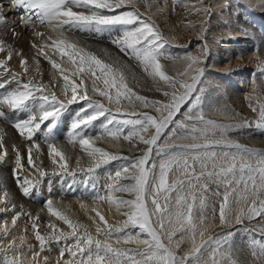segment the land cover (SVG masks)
I'll list each match as a JSON object with an SVG mask.
<instances>
[{
	"label": "snow or ice",
	"instance_id": "6c2138e0",
	"mask_svg": "<svg viewBox=\"0 0 264 264\" xmlns=\"http://www.w3.org/2000/svg\"><path fill=\"white\" fill-rule=\"evenodd\" d=\"M133 2L134 0H7V5H4L0 0V25L7 24L8 17L4 10L9 7L19 14V25H31L30 30L36 37L44 35L36 31V25L46 26L58 32L61 38L53 39L51 44L45 46L54 49L61 59L67 58L75 68L74 71L68 72L45 52V46L35 43L32 45L38 49V55L44 56L62 76L64 83L61 98L55 91L49 93L47 85L23 78L29 69L26 67L27 59L23 58L22 53L19 54L22 73L11 72L7 67L6 60L12 58L10 46L6 59L0 60V90H4L0 93V118L7 116L5 109L14 113H28L27 119L17 120L13 127L19 136L28 142L27 166L29 171L38 177L33 181L26 175H21L25 171V155L13 145V176L18 187L24 196H30L42 179L49 175L42 167L43 160H40L39 165L36 163L43 152L34 137L42 128L46 129L47 155L51 164L59 169L53 170L52 175H76V170L69 167L70 158L50 137L53 128L69 106L80 104L70 124L68 143L79 144L91 163L86 169L79 168L81 159L77 157L76 164L79 171L92 175L112 161L124 162L114 174H109L110 182L106 185V193H97L93 197L94 201L114 205L116 212L124 219L110 223L100 210L93 208L94 216L89 217L95 225L92 231L87 224L73 221L58 210L52 200H47L45 203L49 215L66 225L67 230L49 221L45 225L48 233L44 235L40 231L41 225L37 223L40 217L33 216L30 212L25 213L22 206L18 211L6 189L2 190L0 195V205H3L0 207V213L12 211L13 228L22 215L32 221L31 228L40 250L36 251L32 245H28L30 264H49V257H42L41 253L50 251L47 246L52 242L65 243L55 264H240L238 259L234 258L230 244L234 232L222 231L204 239L207 229L198 226L194 210L200 213L199 225H203L206 206L204 193L210 191L208 182L211 181L224 186L219 204V226L226 228L234 223L244 228L245 222L251 223L257 218L264 221V150L252 149L228 138V133L233 129L251 127L253 124L264 129V100L259 96L245 97L249 100L248 108L257 114L254 121L245 118L242 123L225 124L208 119L202 104L204 89L197 88L205 73L202 66L205 61L202 57L208 55L207 44H204L201 55L186 53L183 57L176 58L165 55L162 50L168 40L150 17H145L138 8L132 6ZM136 2L149 7L147 0ZM176 3L189 7V0H173V4ZM261 6H264V0H261ZM191 8L195 14L203 13L208 20L211 19L212 6L205 4V0H195ZM208 20H202L201 23L206 24ZM19 25L13 26V35H16L15 27ZM105 28L121 29L122 36L112 43L129 60L137 62L143 78L151 80L155 91L161 93L164 100L150 99L137 93L129 86L122 67L105 62L95 52L64 35L66 32L75 31L99 33ZM2 52H5V46L3 41H0V53ZM162 59H183L186 66L182 71L169 74L161 63ZM257 60L256 71L264 80V57L258 56ZM38 63L37 61V65ZM84 75L91 79L93 93L106 99L108 104L115 103V113L127 115L128 118L119 119L100 99H92L88 88L85 87ZM70 76L79 79H70ZM133 79L136 80L134 73ZM97 82L102 83L103 88L97 86ZM252 83L255 92L259 86L256 85L255 79ZM180 89L183 91H179ZM122 100L133 107V101H138L145 109L152 108L155 113L161 114V118L148 111L122 112L119 107ZM183 107H186L187 111L183 119H177V114ZM217 111L222 115H242L234 109ZM163 112L167 114L162 115ZM102 117V135L115 141L122 137L139 153L138 155L130 157L96 146L95 140L87 134V130ZM114 122L121 127L109 128ZM170 125H175V129H182L187 134L182 138L187 143H170L166 148L160 147L161 136ZM123 126H130L127 134L124 133ZM216 136L221 138L215 139ZM171 139L175 140L177 137L173 135ZM227 149H235V152ZM34 150L37 153L35 157ZM7 154L8 150L0 138V162L6 161ZM156 157H160L159 161ZM173 172L179 173L184 179L170 182L169 177ZM185 189L186 195L183 194ZM114 193H126L133 198L117 197ZM161 194L163 204L159 199ZM173 194L175 208L170 207ZM84 207L85 205L81 204V208ZM259 227L261 239L252 240L250 250L251 256L259 260L260 264H264V223H260ZM130 228L139 229V232L133 235L127 231ZM141 233L146 234V238L141 239ZM177 233H180L182 238L187 235L191 240V249L183 254H179L181 245L172 243ZM10 237L12 231L5 219L4 223L0 224V253L4 254L0 264H24L22 255L25 253V237H20L19 244ZM113 238L115 244L111 242ZM4 240H7L6 245ZM68 241H71V244H68ZM121 241L125 245L137 244L143 247L117 246ZM9 252L13 253L11 257Z\"/></svg>",
	"mask_w": 264,
	"mask_h": 264
},
{
	"label": "rangeland",
	"instance_id": "374dc122",
	"mask_svg": "<svg viewBox=\"0 0 264 264\" xmlns=\"http://www.w3.org/2000/svg\"><path fill=\"white\" fill-rule=\"evenodd\" d=\"M211 2L212 3L210 6H212V15L214 16L216 15L220 17L222 20L220 21L216 20L215 23H213V29L210 27L205 28L204 27L205 24H202L201 21L208 20V17H206L203 13H201L200 18H199L200 23H199L198 29L186 28V33H187L186 35H181L175 32L173 29H177L180 19L182 17H186L187 19L191 21L193 20L194 14L192 13V11L190 12L188 11L191 9V4L195 3V0H189V7H185L184 5L180 3L173 4V0H149L147 2V5L149 7H146L145 4L143 3L134 2L132 6L138 8L139 11L145 15V17H150L151 20H153L159 26V29L164 34L165 38L168 40V44L166 45V51H163V52L165 53V55L173 57V58L183 57L186 53H190L191 55H194V56L201 55V53L204 50L203 41H198L201 35H203L204 33H208V32L213 36L217 34L218 39H219V46H217L216 49H211L208 47L209 55H207L206 57H202V59H204L205 61L202 66L205 68V65H207L206 66L207 68H205L204 76L201 78V82L197 85V88L204 89L203 100H202L203 110L208 119L216 120L217 122H222L225 124L242 123V121L245 118H247L250 121H254L257 118V114L251 112V110L248 108L246 104L249 103V100H247L245 97L252 96L255 98L259 96L261 100H264V89L260 90L259 88L260 84L264 85V80L260 78L259 73L256 71L257 64H258L257 57L258 56L264 57V53L260 52L256 43H254L250 39L249 34L251 33V31L247 30L245 26V22L248 20L249 17L246 18L247 16L245 15L248 11L252 12L251 10H253V12H258L260 16L264 18V6H261V2H259V0H211ZM11 10L13 14H10L8 16L9 21H7V24L2 25L4 28L0 25L5 30L8 28L7 27L8 24L12 22L11 20L13 19L14 16H15V22L19 21V14L18 13L15 14L14 12L15 9H11ZM187 19H185V21L183 22V25H185V23L188 22ZM23 26H26L29 29V30L25 29V31L27 30L26 33L30 34V36L32 37L34 34L30 30L31 25H23ZM37 27L40 28L41 26L36 25V30H37ZM12 29L13 28H11L10 30H7V33L10 34V36L4 37V35L2 36V33L0 34V41H3L4 46H5V52L0 53V56H1L0 58H2V60L6 59L7 51L9 50V46H10V50L12 51V58L10 60H6L7 67L11 72L22 73L23 71H22V68L20 67L21 55H19L21 53L18 52V50L20 49L19 51L21 52H24L26 50L27 54L29 55L28 47L29 45L30 47H32V45L35 42L34 43L31 42L29 43V45L27 43H23V45H20L17 47V45L20 44L22 33L15 30L16 35H13ZM119 30L121 31V29ZM67 34L68 33L66 32L64 35L68 36ZM245 34L248 35L250 39V43H251V45L248 46L247 51L243 50L244 43L242 42L243 39L245 38ZM118 36L119 37L122 36V31L121 33L118 34ZM201 38L203 39L204 36ZM116 39L118 38L114 37V40ZM89 42L86 38H84V40L78 39V44L96 53V49H93ZM107 43H110L112 47L111 46L109 47H111L115 51L114 59L108 63H113L114 65L120 66V67H126L127 69H130L133 73L137 75H143L140 67L138 66L135 60H129L123 53L119 51V49L116 47L114 43L108 40H107ZM44 45H48V44L45 43ZM21 47L24 50H22ZM47 49L51 50L52 48H47ZM22 56L23 58L27 59L26 67H28L29 69L28 73L24 75L23 78L25 80L33 79L34 83H43L47 85L49 93H51L52 91H55L58 97L63 98V92L60 89L63 88L64 82H63L62 76H60L57 73L56 69L52 68L50 69L49 72H45V74H41L42 72L38 68L33 67L34 65L29 60V58L25 57L23 53H22ZM58 58L60 60L61 65H63V67L66 70H70V71L75 70V68L66 64L67 58H63V59H61L60 57ZM119 62H121L122 65L118 64ZM161 63L164 64L165 69L168 68L169 64H172L173 69H177V72L182 71L184 67L186 66V62L183 59H174V60L162 59ZM46 66H49V65H46ZM169 74H172V73H169ZM130 76L133 77V74H131ZM246 77H249V78L246 79ZM76 78H79V77L70 76V79H76ZM83 78L85 79V87L88 88L89 96H91V98L94 100L100 99L102 102L105 103L106 106L110 107L113 110L114 114H116L115 108L117 107V105L115 103L108 104L106 99L99 97L95 93H93L91 91V88L93 87L91 83V79L87 75H84ZM185 79H187V77H185ZM253 79H255L256 85L259 86L255 92L253 91V83H252ZM235 80L243 81L242 88L238 89L240 93H227L226 92L227 88L233 85V82ZM127 82L129 86L133 87L134 90L141 95L147 96L150 99H160V100L165 99L161 95V93H158L155 91V88L152 85L146 86L144 83L131 84V82H129L128 79H127ZM97 86L103 88V84L100 82H97ZM179 91H183V90L180 89ZM236 102L239 105H236L235 104ZM133 103L135 107H133L127 101L122 100L119 107L121 108L122 112H125V113H131L133 111H136L138 113L143 112V111H148L154 115H157L158 118H161V114L155 113L154 109L152 108L145 109L143 105L138 101H133ZM221 106L224 109H234L236 112H239L242 115L241 116H231V115L219 116L217 114L218 112L217 109H221L220 108ZM79 107H80L79 104L70 105L68 110L60 117L59 121L53 128L50 138L53 140V142L56 144V146L59 149H61L62 145H70V143H68L70 127L62 126V123L70 124V122L75 118V111L78 110ZM186 111H187V108L183 107L181 112L177 114L176 118L183 119L184 113ZM21 113L27 115L25 117V119H27L28 113L26 112H21ZM166 114H167L166 112L162 113V115H166ZM116 115L118 116L119 119L128 118L127 115H124V116H121L119 114H116ZM103 120L104 118L102 117L100 121L94 122V126L90 127L87 130V134L92 136L95 142H97L96 144H99L100 146H102L103 141H107L111 143L110 138H108L105 135H102V133L104 132V129L101 126ZM5 121H6V117L0 118V130L3 129L4 124L2 123H5ZM8 127L12 128L13 126H8ZM108 127L114 129L117 127H121V125L114 122L112 125H109ZM129 130H130V126H123V131L125 134H127ZM45 133H46V129L42 128V130L40 132H37V135H35L34 141L38 143L41 148L48 149L47 143H45ZM173 135H175L177 139L172 140L171 136ZM185 135L187 134L182 129H175V125H170L169 129H166L164 134L161 136L159 145L162 148H166L168 147L170 143L171 144L187 143L186 140L182 139ZM235 135L239 137V139L241 140L240 142L237 140H233V137ZM97 137H99V139H97ZM251 137H253V139L251 140V143L246 142ZM0 138H2L4 141L5 138L7 139V135H5V133L4 135H2L1 133ZM214 138L220 139L221 137L216 136ZM228 138H230L233 141H237L242 145H246L249 148L264 150V129L257 128L255 124H253L251 127L233 129L232 131L228 133ZM119 141L121 142V145H122V151H125L126 155L128 154V156L131 157V156L139 154L134 149H132L131 145L127 141H125L122 137ZM119 141H116V142H119ZM247 143H249V145H247ZM5 146L8 150V154L6 157V161L0 162V172H2L3 175H5L3 179H0V189H6L5 180L8 179V177L10 176L9 172L13 170L15 167V152L12 150V147L9 146L8 144H5ZM70 148L71 149L73 148L74 150L78 151L80 154L86 155L82 152L79 144H75V145L71 144ZM111 149L112 148L109 147L108 151ZM217 150L219 151V149ZM227 150L231 152H235V149H227ZM20 151L25 155L24 163L26 167L27 166L26 154H25L26 147H21ZM33 156L34 157L37 156V153L35 152V155ZM154 156H155V153H154ZM159 159L160 157H156L157 161H159ZM40 160H43V164H44L43 168H45L49 173V175L47 177H44L42 179V182L39 184V187L42 188L44 186L45 180H47L48 178L51 179V177H53L52 175L53 170H56V171H59V170L55 168V166L49 163V158L47 157V155L41 156L40 159L36 160V162L40 163ZM72 163L73 164H69V167L73 166V169L75 167H77V169H79L80 167L85 168V165H79V168H78L76 161H73ZM123 163H124L123 161H112L107 165H103L102 171L100 172V177L104 178V176H106V178L104 179L97 177L96 173L92 175H88L84 172H77V171H76L75 176H70V175H67V176H70V180L73 179L71 180L72 182L81 183L84 190H87L88 193L91 192L89 195L81 194V196H83L84 198H88L89 196V199L93 200L92 194L94 193V189H95L94 184L97 182V180H101L100 181L101 184H103V186L106 188V185L110 182L109 174H114L115 171L118 168H120ZM197 171H199L198 166H197ZM29 174L22 172L21 175H26L28 176L29 180H32ZM84 174H86L88 177L85 176ZM62 175H57L54 177L55 179H58L59 177L62 178L61 177ZM67 176H64V178ZM169 179L171 182L172 180L184 179V177L181 176L177 172H173L170 174ZM91 180H95L92 188L91 186H89L90 185L89 183L91 182ZM208 187L210 191H207L204 193V198L206 200V206L204 209L205 214L203 216V219H204L203 225H199L200 213L194 210V215H195L198 226L201 228L208 227L210 229V233L207 234L205 239H207L208 236L210 235H214L222 231L232 230L234 232V236L232 237L230 244L233 250L234 258L240 259V260L245 259L247 260V264H260L259 260H256L251 256L250 244H251V241L254 239L256 240L261 239V235H257L256 233L251 231L250 232L251 235L255 234V237H257L253 239L252 236L251 238L247 236V232H245L247 231L245 229H248V227H244L240 229L241 227L239 226L236 227L235 224H231V226L228 225L226 228L219 226V218H218L219 204H220V201L222 200L221 194L224 192V186L217 185L216 183L209 181ZM13 191H19V188L14 186ZM87 192L86 194H88ZM123 194L124 193H114V196L118 195L119 197L121 196L123 197ZM183 194L185 195L187 194V189H185V192ZM0 195H1V192H0ZM18 197L24 200L22 203V208H24L23 209L24 212H30L32 209H34V206L31 203V200L28 199L29 197H26L24 195L21 196L20 193L18 194ZM67 197L69 196L62 195V198H67ZM84 198H81V199H84ZM159 199L161 200V203L163 204L164 203L163 194H161ZM46 200L47 199H44V203L46 202ZM174 201H175V194H173L172 200L170 202V207L172 208H175ZM86 204H89V203H86ZM0 207H3V205H0ZM149 207L151 208L150 203H149ZM197 207H198V204H197ZM10 216L11 214L9 213V211L0 213V224H3L5 219L7 220V224H8V222L11 220ZM153 219H155V217H153ZM31 222H32L31 220L26 219V223L29 227L31 226ZM257 222L264 223V221H260L259 219H257ZM252 223H248V225L251 226ZM260 223H257V224H260ZM39 224L41 225L40 231L42 234L44 233V229L48 230L41 220ZM16 226L17 227L20 226V223L18 221H17ZM8 227L10 228L9 225ZM135 230L137 229L130 228L127 231L135 232ZM17 232H19L18 235L15 236V234L12 233V237H10L12 239L15 238L17 244H18V240H20V237L26 235L24 234L25 232L28 234L26 236H29L28 238L25 239L26 241L25 244H29L31 239L35 240V236H33L34 235L33 230L30 231L29 229H27L26 225H24L23 231L18 230ZM177 237H179V239L185 242L184 240L185 235L182 238L181 234L177 233ZM111 242L114 244L116 243L114 241H111ZM184 242L181 243V250L179 254H183L184 251H187L185 248ZM3 243L6 245L7 240H4ZM34 243H37V241ZM128 246L133 247L132 245H125V244H121L120 247H128ZM137 246L143 247V245H137ZM225 247L227 248L228 246L225 245ZM33 248L34 250L36 249V244ZM8 255L11 257L13 253L9 252ZM24 255L22 256V258H24ZM52 256L50 255V257ZM24 263L30 264V260L27 261L26 258H24Z\"/></svg>",
	"mask_w": 264,
	"mask_h": 264
},
{
	"label": "bare ground",
	"instance_id": "6f19581e",
	"mask_svg": "<svg viewBox=\"0 0 264 264\" xmlns=\"http://www.w3.org/2000/svg\"><path fill=\"white\" fill-rule=\"evenodd\" d=\"M148 1L149 0H147V2ZM2 2L4 5H7L6 0H2ZM134 2H136V1L134 0ZM259 2H261V0H259ZM211 3H212L211 0H205V4L211 5ZM197 6H199V5H197ZM190 11H192V13L194 14L193 20L191 21V20L187 19L186 17H182L180 19L178 27L176 26L177 29H173L175 32H177L181 35H186L187 34L186 28L198 29V26L200 23L199 18H200L201 13L195 14L194 11L192 10V8L188 12H190ZM251 11L252 12L248 11L245 15V16H247L246 18L249 17L248 20L245 22V26H246L247 30L251 31V33L249 34L250 39L254 43H256L260 52L264 53V18L261 17L258 12H253V10H251ZM14 12H15V14H17V11L14 10ZM4 14L8 17L10 14H13V12L11 9H9V7H5ZM185 19H187L188 22L185 23V25H183V22L185 21ZM216 20L220 21L222 19L216 15L215 16L211 15V19L208 20V23H206L204 27L205 28L210 27L213 29V23H215ZM11 21L12 22L10 24H8V26H7L8 28L6 27L7 28L6 30L3 29L4 27L2 25L1 26L3 28L0 26V34L2 33V36L3 35H4V37L10 36V34L7 33V30H10L11 28H13L14 25H19V21L15 22V16L13 17V19ZM231 24H233V23H231ZM25 29H28V28L26 26H23V25H19V26L15 27V30L22 33V35H21L22 38L20 39L21 40L20 44H18L17 47L20 45H23V43H27L29 45V43H31V42H33V43L35 42V44H37L38 46H45L44 45L45 43H47L49 45V44H51L53 39L61 38L58 32L53 31L51 28L46 27V26H41L40 28L37 27V30H36V31L42 32L44 34L43 37H36L35 35H33L31 37L30 34L26 33L27 30L25 31ZM183 31H185V32H183ZM119 33H121L119 28H105L102 32H99V33L88 32V31H83V32L82 31H75L73 33H68L67 35H68V38L70 40L75 41L77 43H78V39L84 40V38H86L88 40V42L90 41L89 43L91 44L92 48L96 49V54L100 58H102L106 62H111L115 57V51L111 48L112 46L110 45V43H107V40L112 42L114 40V37L119 38V36H118ZM203 36H204V38L202 39L201 37H203ZM201 37L199 38L198 41H203V44L206 43L209 48L216 49V47L219 46V39H218L217 34H215L213 36L208 32V33H204L203 35H201ZM249 37H248V35L245 34V38L242 41L244 43L243 44V50L244 51H247L248 46L251 45ZM48 38H51V39H48ZM109 46H111V47H109ZM47 48L48 47L45 46V49H44L45 52L49 56H51L53 59H55L57 63H59L61 65L60 60L58 58V57H60L59 54L56 53L55 50H52V49L49 50ZM28 49H29V55L27 54L26 50L24 52H21V51H19L20 50L19 49L18 52L23 53V55L25 57L29 58V60L34 65L33 67L38 68L42 72L41 74H45V72H49L50 69L53 68L51 66V64L44 58V56L38 55V49L37 48H32L29 45ZM22 50H24V49L22 48ZM162 51H166V46ZM208 55H209V53H208ZM0 59L2 60V58H0ZM37 61L39 62L38 65H37ZM66 64L70 65L74 68V66L67 61H66ZM118 64L122 65L121 62H119ZM46 65H49V66H46ZM206 66L207 65H205V68H207ZM61 67L64 68L63 65H61ZM122 68H123V71L125 72L126 76H128L127 79L129 80V82H131V84L137 83V80H139L140 84L144 83L146 86L152 85L151 80L144 79L143 75H137L134 73L136 76V80H134L133 77L130 76L131 74H133V72L130 69H127L126 67H122ZM166 70L168 73H172V74H175L177 72V69H173L172 64H169L168 68ZM22 71H23V69H22ZM67 71L71 72L70 70H67ZM57 73L60 75V73L58 71H57ZM248 78L249 77H246V79H248ZM76 79L78 80L79 78H76ZM242 85H243L242 80H235L233 82V85H231L230 87L227 88L226 92L227 93H240L238 91V89L242 88ZM259 88H260V90H263L264 85L260 84ZM60 90L63 92V88H61ZM3 91L4 90H0V93H2ZM80 103L82 104L83 101H81ZM235 104L239 105L237 102ZM246 105H248V104H246ZM220 108H221L220 110H225L222 106ZM5 111L7 113L6 121H5V123H2V124H4V126H3V129L0 130V134L2 133V135H4V133H5V135H7V139L5 138L3 142L5 144H8L11 147L13 145H16V147L19 149L21 147L27 148L28 143L26 142V139L20 137L14 127H12V128L8 127V126H13L14 122H16L17 120L25 119V117L27 115H25L21 112H15L14 113V112L7 110V109H5ZM217 114L219 116H227V115H222L219 112H217ZM3 118H5V117H3ZM71 122H70V124H71ZM70 124L62 123V126L70 127ZM36 135H37V133H36ZM252 139H253V137L248 139L246 142L251 143ZM233 140H237L239 142L241 141L239 139V137L236 135L233 137ZM96 143L97 142H95V144ZM108 143L109 142H107V141H103L102 146H100L99 144H96V146L103 147L106 150H108V148L110 147V148H112L111 149L112 151L109 150V152H113V153H117V154L123 153L126 155V152L122 151V145H121L120 141L116 142L115 140H111V143H109V144ZM249 143H247V145H249ZM70 147H71V144L61 146V150L70 158L69 164H73L72 162L76 161L77 157H80V159H81L80 165H85V168L89 167L91 162H90L89 158L87 157V155L80 154L78 151L74 150L73 148L71 149ZM41 150L43 152L42 156L47 155V152H48L47 148H41ZM33 155H35V151H33ZM47 157H48V155H47ZM49 163L51 164L50 159H49ZM37 164L39 165L40 163H37ZM42 167H44V164L42 165ZM71 167L73 169V166H71ZM80 168H83V167H80ZM102 168H103V166L95 171L97 177H100V172L102 171ZM73 170H76L77 172H81V171H79V169H77V167H75ZM12 172H13V170H11L9 172L10 176L8 177L7 180H5L6 181V190L8 192H10L9 194H10L11 200L13 201V203H15L17 205V210L19 211V210H21L20 206H22V203L24 200L21 199L20 197H18V194L20 193L21 196L23 194H22L21 189L18 187ZM24 172L27 174L30 173L29 175L33 181L38 178L37 174L31 173L29 171L28 166L25 167ZM32 175H34V176H32ZM84 175L87 176L86 174H84ZM64 176H67V175L63 174L61 176L62 178L59 177L58 179H55L54 176L51 177V179L48 178L47 180H45L44 186L42 188L38 186V188L36 190H34L30 196H26V197H29L28 199L31 200V203L34 206V209H32L30 211V213H32L33 216L38 215L40 217V220L44 223V225H46L49 221H51L53 223H57L60 227H63L67 230L66 225H63L62 222L57 221L55 219V217H52L49 215L47 207H46V203H44V199L52 200L53 205L58 210L62 211L66 215H68L69 218L72 219L73 221H80L84 224H87L89 226V229L92 231H94L95 225L91 222L89 217L94 216V213L92 212L93 208H97L98 210H100L105 215L106 219L109 220L110 223L116 222V221H121L124 219V217L120 216L116 212L114 205H109L106 202L94 201V199L90 200L89 196H88V198H84L83 196H81V194L89 195L91 192L88 193L87 190H84L81 183L72 182L71 180H73V179L70 180V176H67L65 178H64ZM3 177H5V175H3L2 172H0V179H3ZM104 178H106V176H104ZM104 178H101V179H104ZM100 181L101 180H97V182L94 184L95 180H91V182L89 183L90 185L88 184L89 186H91V188L93 187V184L95 186L94 193L92 194L93 197L97 193H99V194H105L106 193V188L103 186V184H101ZM14 186L18 187L19 191H13ZM2 190H4V189H0L1 195H2ZM86 192L88 194H86ZM59 195H61V196H59ZM62 195L69 196V197L62 198ZM115 196L119 197L118 195H115ZM80 197L84 198V199H81ZM123 197L125 199L133 198V196L126 194V193L123 194ZM86 203H89V204H86ZM39 204H40V206H39ZM81 204L85 205V207L81 208ZM233 207H235V205H233ZM22 209H24V208H22ZM9 213L11 214L10 217H12V215H13L12 211H9ZM25 213H28V212H25ZM26 219H28V217L26 215H22L21 218L18 220V222L20 223V226L19 227L15 226V228H13V226L11 225V220L8 222V225L10 226V229H11L12 233L15 234V236L18 235V233H19V232H17L18 230L23 231L24 225H26L27 229L32 231L31 226L29 227L27 225ZM257 219L253 220L252 221L253 223L251 222L252 223L251 226L248 225V222H245V226H244V227H248L247 231H245V232H247V236H249L250 238L252 236L253 239L257 238V237H255V234L251 235L250 232L253 231L257 235H260L259 231H261L260 227L258 226L259 224H257L260 222H257ZM40 220L38 221V223L40 222ZM236 227H237V225H236ZM204 228L207 229V232L205 234V237H206L207 234L210 233V229L208 227H204ZM240 229H242V228H240ZM243 231H244V229H243ZM138 232H139V229H137V230H135V232H131V233L133 235H136ZM47 233H48V230L44 229L43 234L47 235ZM24 234L28 235L26 232ZM26 235H24L25 239L29 237ZM245 236H246V234H245ZM205 237H204V239H205ZM140 238L141 239L146 238V234L141 233ZM184 240H185V242L183 240L179 239V237H177V235H176L174 237L172 243H173V245L177 244V243L181 245V243L184 242L186 250L191 249V240H190L189 236L185 235ZM112 241L116 242L115 238H113ZM34 242H36V240L31 239L29 244L24 245V247L26 249H25V253H24L25 255L24 254L23 255L27 261L31 260V254L26 252L28 245H32L34 247L36 244L35 250L36 251L40 250L38 242L37 243H34ZM165 242L167 243V241H165ZM199 242H200V238L198 236L197 237V243H199ZM19 243H20V240H18V244ZM67 243L71 244V241H68ZM121 244H123L122 241H121L120 245H117V246H121ZM131 245L134 248L138 247L137 244H131ZM47 247L50 249V251L46 250L45 252H42L41 256L42 257L48 256L49 257V264H55L56 259L59 257L60 249L62 247H65V243L64 242H60V243L52 242ZM49 254L51 256L53 255L52 256L53 258L50 257ZM3 255H4L3 253H0V260H3ZM24 258H22V259H24ZM207 259H208V257L206 255L205 260H207ZM238 261L240 262V264H247V260H245V259H242V260L238 259ZM24 264H26V263H24Z\"/></svg>",
	"mask_w": 264,
	"mask_h": 264
}]
</instances>
